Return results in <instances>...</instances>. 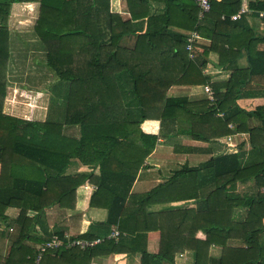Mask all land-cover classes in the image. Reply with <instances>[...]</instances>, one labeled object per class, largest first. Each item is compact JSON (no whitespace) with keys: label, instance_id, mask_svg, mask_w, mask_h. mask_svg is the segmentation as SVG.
Returning a JSON list of instances; mask_svg holds the SVG:
<instances>
[{"label":"trees","instance_id":"trees-1","mask_svg":"<svg viewBox=\"0 0 264 264\" xmlns=\"http://www.w3.org/2000/svg\"><path fill=\"white\" fill-rule=\"evenodd\" d=\"M11 1L20 3L25 0ZM37 1L40 3V19L35 25L36 33L46 49V66L56 76V81L48 87L49 108L42 123L8 117L2 113L7 93L10 53L7 31L0 25V222L3 223L7 208H19L15 220L17 237L11 244L7 257H0V264H90L95 251L101 248L111 246L106 251L113 254V242L104 239V243L84 250L62 245L57 249L47 250L37 260V248L41 244L33 248L25 243L27 240L40 242L31 235L33 219L27 216L28 211L32 210L40 216L44 209L56 203L62 204L66 194L75 191L76 184L56 183L51 181V177L65 172L70 159L76 156L78 146L90 140L86 137L90 128L97 129L99 141L116 143L119 136H125L126 139L130 135L128 137V133L113 132L114 129L124 128L122 125H137L144 120H165L171 118L175 110L183 108L186 101L167 97V91L174 85L206 83V78L194 62L201 38L209 40L210 50L219 55L218 66H225L227 56L232 54L230 33L236 28H243L241 23H231L229 19L240 11L241 0H210V11L202 19H199L200 9L194 0H125L130 17L123 21L118 16L110 15L112 22L108 39L99 33L93 16L92 0ZM6 8L0 7V12H6ZM250 9L253 12L263 10L264 3H250ZM205 19L212 21L211 28L207 29L202 21ZM43 21L49 23V26L45 27L46 33L41 34L38 26ZM136 21H145L143 34L135 35L133 22ZM172 27L185 32H173ZM191 33H196L198 39L192 44L190 57L186 47ZM124 36L135 38L132 49L118 48ZM257 43H264V35H250L246 40L250 66L248 70L232 71L228 81L222 85L225 93L220 94L218 86H213V97L218 99V110L225 112L229 103L235 106V100L241 96V89L249 83L253 73L259 71L257 67L261 66V57L250 49L252 44ZM117 77L129 80L124 91L131 94L132 99H129L127 105L138 106V121H132L131 111L126 118L122 116V112L112 107H123L118 93L120 89L116 84ZM6 100L9 107L12 90ZM242 115L244 121L250 116L262 121L261 127L246 131L249 133L252 149L258 152L261 160L243 164L241 154H229L211 158L209 164H206L211 169L209 183L217 187L205 197L209 199L207 206L212 211L208 215L212 216L213 221L216 220L214 215L219 212L220 197L226 200L225 208H221L227 219L219 227L217 221L212 223L211 232L222 235L221 244L234 238L235 234L242 240L238 247L223 249V257L217 264H227V255L232 264H264V107L252 112L242 111ZM230 121L233 118H227L225 127ZM238 124V130H243L239 122ZM76 125L80 126L82 132L79 142L62 136L64 127ZM218 134L227 136L232 131L225 129ZM140 140L145 143L149 155L157 138L141 135ZM102 164L101 175H108L110 172ZM121 168L122 166L118 171L120 173L113 174L125 175ZM133 178L134 176L130 182ZM250 179H254L257 187L255 195H226L228 186ZM101 186L98 189L102 190ZM59 187H65L67 191L55 195L53 190ZM158 191L159 188L156 187L145 195L132 198L141 199V208L144 209ZM223 191L224 195H221ZM125 199L126 197H114L116 210L108 211L105 226L117 223L118 228L125 231L122 212ZM233 203L245 207L246 217L243 221L234 222L231 219ZM63 243L65 244L64 241ZM145 256L148 255L143 253L142 259ZM166 260L173 262L172 259ZM142 264H145V260H142ZM195 264H207V260L196 258Z\"/></svg>","mask_w":264,"mask_h":264},{"label":"crops","instance_id":"crops-1","mask_svg":"<svg viewBox=\"0 0 264 264\" xmlns=\"http://www.w3.org/2000/svg\"><path fill=\"white\" fill-rule=\"evenodd\" d=\"M11 2L0 0V5L7 7L6 12H0V25L6 29L8 36L10 53L8 67L10 65L13 67V62L17 67L22 64V67L29 71L31 69L41 72V77L33 80L34 75L31 77L29 73L20 77L24 81L14 78L17 80L16 85L13 88L7 86L2 113L8 117L42 123L48 114L50 98L48 87L56 81V76L46 66V49L35 29L40 19V3L37 0ZM113 2L116 3L117 0L91 1L99 33L107 39L112 22L110 15L118 16L123 21L130 17L125 0H119L123 3L122 13L118 12ZM256 2L264 3V0H241V9L247 12L240 19L231 21L241 23L243 28H236L230 33L232 54L227 56L225 66H218L219 55L210 50L209 40L201 38L198 41L199 47L194 62L206 78V83L171 86L167 91V97L186 101L183 108H178L172 113L171 118L144 120L137 125H122L124 128L114 129L113 132L128 133L130 137L125 139V136H119L116 143L99 141L95 128L87 131L89 135L86 137L90 140L78 146L76 156L70 159L65 172L51 177V181L56 183L76 184L75 191L67 193L62 204L56 203L44 209L40 216L32 210L28 211L27 216L33 219L31 235L40 242L27 240L25 242L27 245L43 244L55 236L65 243L77 239L112 241L115 248L113 254L106 251L111 246L101 248L95 251L96 254L90 260V264H142V260H145V264H195L196 258L207 260V264H217L223 257V249L241 245L242 240L237 234L221 244L222 235L216 234L215 231L211 232L212 223L217 221L219 227L224 225L227 219L226 214L222 212L226 200L220 197L219 212L214 215L216 220L213 221L212 216L208 215L212 211L207 206L209 199L205 197L217 187L209 183L211 169L206 164H209L211 158L229 154H241L243 164L261 160L258 152L252 149L249 133L246 131L261 127L262 121L254 116L246 117L244 121L242 111L252 112L264 107V43L252 44L250 47L254 54L261 57V66L257 67L259 71L253 73L249 83L241 89V96L235 100V106L229 103L225 107V112L218 110V99L214 104L207 96L205 86L212 89L217 85L219 93L223 94L225 88L222 85L228 81L234 69L248 70L250 59L246 40L250 35L255 37L264 35V20L254 17L255 12L250 9V3ZM202 21L207 29L211 28L212 21L208 19ZM48 26L49 23L46 21L39 24V33H46ZM133 26L135 35H140L144 33L146 24L145 21H136L133 22ZM171 30L182 34L185 32L174 27ZM134 41L133 36H124L118 48L130 50L134 46ZM128 83L129 80L124 77L116 78L123 107H112L122 112V116L126 118L131 111L132 121H138L140 117L138 106L127 105L129 99H132V95L124 91ZM10 90L12 100L8 107L6 99ZM212 90L214 92V89ZM238 110L241 113H236ZM227 118H233V121L225 127ZM238 122L243 130H238ZM225 129L231 130L232 134L220 136L218 133ZM141 135H152L157 138L155 147L149 155L145 143L140 140ZM62 136L79 142L82 137L80 126L64 127ZM65 145L66 143L63 147ZM101 164L110 172L108 175H101ZM121 166L125 175L113 174L120 171ZM133 176L134 180L130 182ZM98 186H101L102 190L98 189ZM156 187L159 191L144 209L141 208V199L132 198L145 195ZM66 191L65 187L53 190L55 195ZM256 192L255 181L250 179L228 186L226 195L253 196ZM221 195H224V191ZM118 196L126 197L122 211L125 228L123 232L117 223L109 227L104 225L108 211L116 210L114 197ZM245 210V207L233 203L231 219L234 222L243 221L246 217ZM18 213L19 208L9 207L5 211L3 223L0 222L1 258L7 257L11 244L17 237L15 220ZM262 224L264 228V220ZM113 230L119 232L118 237L110 238ZM102 241L101 244L104 243ZM143 253L148 255L145 259H142ZM226 258L227 264L233 263L230 257L228 260V255ZM166 259H172L173 262H167Z\"/></svg>","mask_w":264,"mask_h":264},{"label":"built area","instance_id":"built-area-1","mask_svg":"<svg viewBox=\"0 0 264 264\" xmlns=\"http://www.w3.org/2000/svg\"><path fill=\"white\" fill-rule=\"evenodd\" d=\"M194 1L200 9L199 19H202L204 17V15L210 11V0H194ZM217 1H220V0H217ZM246 12H247V10L240 9L239 12L232 15L229 19L231 21H236V20L240 19L242 17V15H244V13H246ZM255 13H256L258 19L264 20V9L256 11ZM196 39H198L197 34L191 33L188 40H187L188 44H187L186 49H187V51H189L190 57H191V51H192V47H193L192 44L195 42ZM205 92H206L207 96L209 97V99L214 104H216V101L213 97V90L209 86H205ZM118 236H119V232L117 230H113L112 233L110 234V238H116ZM101 241H102V239H96L93 241L77 239V240H72V241L69 240L67 243L64 244L62 240H60L58 237L55 236V237H52V239L50 241L41 244L37 248V250H38L37 260H39L40 257L42 256V254L45 253L47 250L57 249V248L61 247L62 245H64V247H67V248L79 247L80 249L84 250V249L92 248L93 246L100 243Z\"/></svg>","mask_w":264,"mask_h":264},{"label":"rangeland","instance_id":"rangeland-1","mask_svg":"<svg viewBox=\"0 0 264 264\" xmlns=\"http://www.w3.org/2000/svg\"><path fill=\"white\" fill-rule=\"evenodd\" d=\"M116 4V5H115ZM113 5H115L117 8H118V12H120V13H122V11H123V3L122 2H119V0H117V2L116 3H114L113 2ZM126 6V5H125ZM0 7H3L2 5L0 6ZM127 8V7H126ZM8 47H9V45H8ZM10 63V62H9ZM13 67H8V69H7V78H6V80H7V82H6V86H9V87H11V88H13V87H15V85H16V81L17 80H14V78H17V79H19V80H21V76H23V75H25V74H29L30 73V75H31V77L34 75V78H33V80L36 78L37 79V77L39 78V77H41L40 75H41V72H36V71H33V70H31L30 69V71H29V69H26V68H24V67H22V64H19V67H17L15 64H14V62H13ZM21 81H24V80H21ZM26 81H28V78H27V80ZM36 82V81H35ZM36 89V88H35ZM38 245H34V246H32L33 248H35V247H37Z\"/></svg>","mask_w":264,"mask_h":264}]
</instances>
